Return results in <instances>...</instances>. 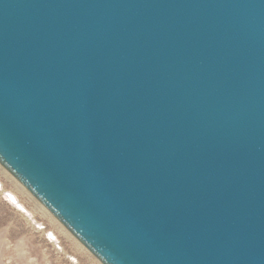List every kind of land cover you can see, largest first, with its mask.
<instances>
[{"label":"water","instance_id":"1","mask_svg":"<svg viewBox=\"0 0 264 264\" xmlns=\"http://www.w3.org/2000/svg\"><path fill=\"white\" fill-rule=\"evenodd\" d=\"M0 165L101 264H264V0H0Z\"/></svg>","mask_w":264,"mask_h":264},{"label":"rangeland","instance_id":"2","mask_svg":"<svg viewBox=\"0 0 264 264\" xmlns=\"http://www.w3.org/2000/svg\"><path fill=\"white\" fill-rule=\"evenodd\" d=\"M0 185V264H101L1 165Z\"/></svg>","mask_w":264,"mask_h":264},{"label":"bare ground","instance_id":"3","mask_svg":"<svg viewBox=\"0 0 264 264\" xmlns=\"http://www.w3.org/2000/svg\"><path fill=\"white\" fill-rule=\"evenodd\" d=\"M9 194L11 195V198L8 197V199L10 200V202L13 203V204H15L13 201L17 202L18 203V206L20 207L19 209L22 210V211H24L25 213H27L29 215V213L24 209V207L18 202V200L16 199V197L13 194H11L10 192H9ZM49 233H50V231L48 232V235H49ZM52 234H54V233L52 232ZM56 239L57 238H56V235H55V239H51V240H56Z\"/></svg>","mask_w":264,"mask_h":264}]
</instances>
